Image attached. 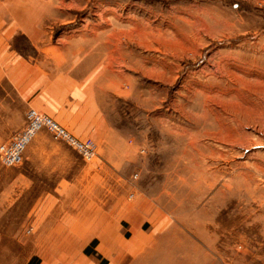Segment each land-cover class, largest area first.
I'll list each match as a JSON object with an SVG mask.
<instances>
[{"label": "rangeland", "instance_id": "374dc122", "mask_svg": "<svg viewBox=\"0 0 264 264\" xmlns=\"http://www.w3.org/2000/svg\"><path fill=\"white\" fill-rule=\"evenodd\" d=\"M91 53L110 153L90 137L83 160L113 164L92 199L110 238L35 233L0 161V264H264V0H0V85H81Z\"/></svg>", "mask_w": 264, "mask_h": 264}, {"label": "crops", "instance_id": "0c3cea01", "mask_svg": "<svg viewBox=\"0 0 264 264\" xmlns=\"http://www.w3.org/2000/svg\"><path fill=\"white\" fill-rule=\"evenodd\" d=\"M97 59V53H91L79 63L83 79L81 85H0V137L7 138L1 143L16 133L23 123L22 113L32 107L65 130L74 131L67 130L77 139L92 137L100 142L101 154L110 153V120L106 111L110 85H94L102 78L100 76L110 74V70L103 67L101 71ZM89 77H93L94 81L82 83ZM18 101L22 103L21 109ZM26 148V161L6 172L26 179V189L19 191L26 194V213L22 216L33 219L34 232L65 236L72 233L79 239L86 233L93 234L102 229V232H107L106 239H109L107 226L103 225L105 220L95 219L110 218V201L106 203V210L101 208L103 211L99 214L93 213L100 209L98 202L94 205L93 200L103 194L107 198L110 196V169L114 168L113 164L110 165L107 158L98 154L95 157L98 162H86L72 148L53 146L49 135L42 130L36 133ZM67 153L71 158L69 161ZM50 154H56L58 161L48 160ZM104 170L106 177L102 176ZM58 241L60 244L69 243L66 237ZM69 247L60 245L51 248Z\"/></svg>", "mask_w": 264, "mask_h": 264}, {"label": "built area", "instance_id": "2783aa9c", "mask_svg": "<svg viewBox=\"0 0 264 264\" xmlns=\"http://www.w3.org/2000/svg\"><path fill=\"white\" fill-rule=\"evenodd\" d=\"M42 129L49 131L53 138L65 141L83 159L89 160L95 155V145L91 139H77L49 116L29 108L25 113V125L23 128L16 132L8 141L0 144L1 163L4 166L19 165L22 162L24 150L36 133Z\"/></svg>", "mask_w": 264, "mask_h": 264}]
</instances>
